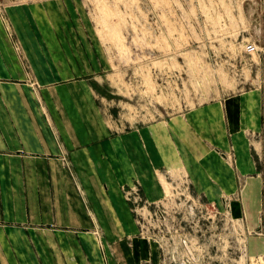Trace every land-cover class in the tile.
Instances as JSON below:
<instances>
[{
  "label": "crops",
  "instance_id": "obj_1",
  "mask_svg": "<svg viewBox=\"0 0 264 264\" xmlns=\"http://www.w3.org/2000/svg\"><path fill=\"white\" fill-rule=\"evenodd\" d=\"M42 35L43 43L22 40L31 48L24 63L0 23V264L157 261L158 249L139 232L122 184L137 180L147 201L156 202L162 190L152 165L181 159L190 183L192 174L200 193L223 202L237 184L219 152L232 146L236 169L253 170L244 133L261 129V90L112 134L82 79L84 56L53 32ZM248 180L241 195L252 214L259 180Z\"/></svg>",
  "mask_w": 264,
  "mask_h": 264
},
{
  "label": "rangeland",
  "instance_id": "obj_2",
  "mask_svg": "<svg viewBox=\"0 0 264 264\" xmlns=\"http://www.w3.org/2000/svg\"><path fill=\"white\" fill-rule=\"evenodd\" d=\"M0 23L24 63L31 48L22 40L43 43L47 31L84 56L82 79L112 134L259 88L261 129L244 133L253 170L236 169L232 146L219 152L237 184L223 202L200 193L192 174L190 183L181 159L152 165L158 201L148 202L137 180L121 189L158 249L147 264H264V0H0ZM249 177L259 180L252 214L241 195Z\"/></svg>",
  "mask_w": 264,
  "mask_h": 264
},
{
  "label": "built area",
  "instance_id": "obj_3",
  "mask_svg": "<svg viewBox=\"0 0 264 264\" xmlns=\"http://www.w3.org/2000/svg\"><path fill=\"white\" fill-rule=\"evenodd\" d=\"M245 50L247 52H252L255 50V44L253 42H248L246 45H245Z\"/></svg>",
  "mask_w": 264,
  "mask_h": 264
},
{
  "label": "bare ground",
  "instance_id": "obj_4",
  "mask_svg": "<svg viewBox=\"0 0 264 264\" xmlns=\"http://www.w3.org/2000/svg\"><path fill=\"white\" fill-rule=\"evenodd\" d=\"M147 180V179H146ZM249 184H251V182H249L247 185H249ZM245 193V192H244ZM250 192H249V190H248V192H246L245 193V197H247V199H249L250 200V194H249Z\"/></svg>",
  "mask_w": 264,
  "mask_h": 264
}]
</instances>
